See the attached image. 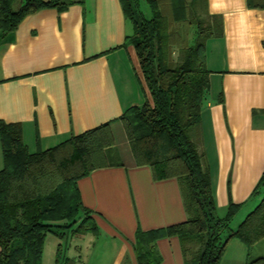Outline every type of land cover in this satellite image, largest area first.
<instances>
[{
  "label": "crops",
  "instance_id": "0c3cea01",
  "mask_svg": "<svg viewBox=\"0 0 264 264\" xmlns=\"http://www.w3.org/2000/svg\"><path fill=\"white\" fill-rule=\"evenodd\" d=\"M207 8L223 16L224 34L207 42L212 74L201 150L218 216L225 217L234 202L242 204L239 219L259 203L254 191L264 175V9L250 8L248 0H207ZM133 33L120 0H77L63 11L51 7L30 14L0 38V120L21 123L32 152L105 123L116 142L118 160L79 181L97 230L46 244L44 264H56L60 244L67 264H138L139 229L189 219L179 179L156 181L150 166L137 164L121 120L150 95L135 47L125 45ZM156 250L161 264H187L178 236L158 240ZM249 253L234 238L220 264L230 255L247 264Z\"/></svg>",
  "mask_w": 264,
  "mask_h": 264
},
{
  "label": "trees",
  "instance_id": "16d2710c",
  "mask_svg": "<svg viewBox=\"0 0 264 264\" xmlns=\"http://www.w3.org/2000/svg\"><path fill=\"white\" fill-rule=\"evenodd\" d=\"M134 27L125 45L137 51L149 98L121 117L139 166H150L156 181L177 178L189 214L186 222L136 235L138 264H161L158 240L178 236L187 264H220L230 241L248 248L264 238V175L254 191L257 206L232 226L242 204L232 202L228 214L217 203L204 152L202 110L211 89L207 42L224 34L222 15L210 14L207 0H120ZM77 0H0V38L15 31L30 14L45 8L66 10ZM264 9V0H248ZM206 13V22L201 14ZM196 27L194 35L191 30ZM223 100V98H222ZM4 168L0 171V264H44L50 234L96 231L84 207L79 181L110 167L115 146L110 123L46 150L32 152L21 123L0 120ZM63 244L56 264H67ZM247 264H264L259 257Z\"/></svg>",
  "mask_w": 264,
  "mask_h": 264
},
{
  "label": "rangeland",
  "instance_id": "374dc122",
  "mask_svg": "<svg viewBox=\"0 0 264 264\" xmlns=\"http://www.w3.org/2000/svg\"><path fill=\"white\" fill-rule=\"evenodd\" d=\"M143 5L145 7H147V10H146V14L148 17H151L152 16V12L150 10V8H148V5L147 3L145 2V0L142 2ZM202 18H204V20L207 22L210 18L209 16L206 14V13H203L201 14ZM196 30V27H193V29L191 30V35L193 36L194 35V32ZM109 154L111 155V158L113 159V161H117L118 160V156H117V152L116 150L112 147L108 150ZM247 213L243 216H241L239 219H237L232 226H237L239 224V221L240 220H243L245 217H246ZM55 240H59V241H62L61 239H58V237L56 235H53V234H50L48 236V241H47V247H51V245L53 244V242ZM250 250V253L248 255L249 257V260L248 261H253L259 257H261V255L264 253V240L262 242H260L258 245L254 246L253 249L249 248ZM231 257H228L227 261H223L222 264H241L239 262V260L237 259H233V255H230ZM246 263V262H245ZM248 263V262H247Z\"/></svg>",
  "mask_w": 264,
  "mask_h": 264
}]
</instances>
